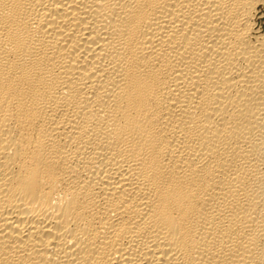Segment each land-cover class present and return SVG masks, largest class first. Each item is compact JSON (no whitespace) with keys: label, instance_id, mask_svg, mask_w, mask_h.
Listing matches in <instances>:
<instances>
[{"label":"bare ground","instance_id":"bare-ground-1","mask_svg":"<svg viewBox=\"0 0 264 264\" xmlns=\"http://www.w3.org/2000/svg\"><path fill=\"white\" fill-rule=\"evenodd\" d=\"M0 264H264V0H0Z\"/></svg>","mask_w":264,"mask_h":264}]
</instances>
